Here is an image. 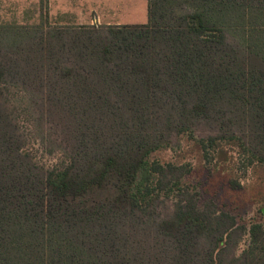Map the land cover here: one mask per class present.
<instances>
[{"label":"trees","instance_id":"16d2710c","mask_svg":"<svg viewBox=\"0 0 264 264\" xmlns=\"http://www.w3.org/2000/svg\"><path fill=\"white\" fill-rule=\"evenodd\" d=\"M147 11L146 23L2 25L14 45L0 46V264H264V220L240 223L188 178L193 160L233 188L264 171V0ZM18 83L63 116L61 165L24 148L7 97Z\"/></svg>","mask_w":264,"mask_h":264},{"label":"rangeland","instance_id":"374dc122","mask_svg":"<svg viewBox=\"0 0 264 264\" xmlns=\"http://www.w3.org/2000/svg\"><path fill=\"white\" fill-rule=\"evenodd\" d=\"M148 0H0V42L10 27L37 25L45 31L59 25L80 26L90 24H134L148 21ZM20 26V27H21ZM31 29V28H29ZM8 37L1 47H12ZM27 39V38H25ZM21 58V57H19ZM25 58V56L23 57ZM23 60V59H21ZM7 95L10 111L15 116L20 131L25 137L24 148L31 153L34 161L44 168L59 166L67 161L71 139L63 116L51 113L36 103L41 94L34 85L10 84ZM199 130H208L203 124ZM167 153L174 154L173 148ZM192 173L188 178L198 188L201 199H213L218 207L229 210L240 223L246 220H264V171H250L242 179L243 186L233 188L225 171L193 160ZM244 236L237 252L247 245Z\"/></svg>","mask_w":264,"mask_h":264}]
</instances>
